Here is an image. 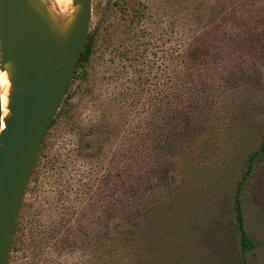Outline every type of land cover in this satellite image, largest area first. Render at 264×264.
I'll return each mask as SVG.
<instances>
[{
    "label": "rangeland",
    "instance_id": "obj_1",
    "mask_svg": "<svg viewBox=\"0 0 264 264\" xmlns=\"http://www.w3.org/2000/svg\"><path fill=\"white\" fill-rule=\"evenodd\" d=\"M142 1L155 34L151 57L157 82L135 96L141 103L132 109L129 92L135 88L123 71L131 74L133 67L127 63L122 69L118 60L101 58L99 37L90 66L78 71L43 140L7 264H128L125 255L115 256L121 250L111 239L124 233L130 209L152 186L143 207L155 203L158 178L166 173L171 264H237L234 231L227 234L230 248L226 245L223 254L209 247L206 234L222 217L229 220V196L247 152L258 150L264 136V0ZM114 3L93 0L90 31L98 24L100 36L107 14L120 24ZM171 20L186 44H202L205 52L188 61V79L195 83L189 92L204 103L187 107V117L196 116L197 124L180 140L178 155L171 154L168 174L167 168L156 169L169 157L155 144L152 122L171 111ZM123 38L124 30H116L111 49ZM122 87L130 88L124 106L116 98ZM1 117L0 102V127ZM54 158L57 171H48ZM241 200L254 245L247 264H264V153L242 187Z\"/></svg>",
    "mask_w": 264,
    "mask_h": 264
},
{
    "label": "trees",
    "instance_id": "obj_2",
    "mask_svg": "<svg viewBox=\"0 0 264 264\" xmlns=\"http://www.w3.org/2000/svg\"><path fill=\"white\" fill-rule=\"evenodd\" d=\"M114 5L120 13V24L118 20V22L114 19L111 20L110 15L107 14L106 19H103L102 22V33L100 36L98 24L89 32L73 82L78 78L79 70L84 72L90 66L94 55L97 53L96 46L100 37L102 38L99 46L101 58L108 55L109 58L118 60L122 63V69L123 67L125 68L127 63L133 67L131 74H125L123 71V75L130 77L129 80L130 82L132 81V84L129 87L133 85L135 88L133 92L129 93L134 95L131 105H134L132 109H136V105L141 102L140 98L137 99L135 96L139 95L141 97L142 92L144 90L148 91L158 80L157 74L154 73L155 63L151 57L155 34L151 26L148 25L149 22L147 20L151 13L142 0H115ZM175 26L176 23L171 20V93L169 100L171 111L162 116L163 120H160L158 124L155 121L152 122L154 124L152 131L157 133V143L155 144L158 145L160 154L166 151L169 157L167 164L156 165V169L165 168L164 170H166L167 168L168 174H171V154L172 158L178 155L180 140L186 137L184 134L188 133V129L194 132L192 127H196L197 124L196 116L187 117V107L204 103V100L193 98L189 92L190 86H194L195 83L190 82L188 79L192 76L188 61L192 60V58L194 61L196 55L202 56L205 52V47L202 44L190 47V44H186L185 38L181 33L179 36L177 35ZM120 28L124 30L125 38H123L124 40L121 41L119 47L111 49L115 31ZM190 50H192V53L189 52ZM118 75L121 79L122 73L119 72ZM123 88L118 89L116 98H119L118 102H124L122 104L124 106L128 95L126 92L130 88ZM131 105L128 108H131ZM56 117L57 114L49 129L55 125ZM263 153L264 136L261 139L258 150L247 152L243 170L239 173L229 196V220L223 221L222 217V221L218 224L219 226H212L207 230L208 233L206 234L209 247H214L216 253L221 252L223 254L226 251V245L230 248L227 234L229 237L230 233L234 231L238 240V250L235 256L237 264H247L245 256L254 248L245 228L241 190L252 173L254 165L261 159ZM57 164L58 161L54 158L46 164V167L48 171L56 172ZM156 169H153L152 173H155ZM166 174H162L161 178H158L160 186L156 189L158 197L155 203L149 207H143L146 197L149 195L148 193L154 188L152 186L141 195L136 206L130 209L132 213L128 214L129 217L123 224L125 227L124 233L120 237L111 239L112 244L118 246V249L121 250L115 256L123 258L125 255L128 264H171V184ZM135 215L138 216L136 217ZM16 226H18V222ZM16 231L18 232L17 227H15L9 250H13L16 247L14 238ZM84 237L88 238L87 235ZM115 251H117V248H114L112 253H115ZM227 251L229 250L227 249ZM209 255L213 254L209 253Z\"/></svg>",
    "mask_w": 264,
    "mask_h": 264
},
{
    "label": "water",
    "instance_id": "obj_3",
    "mask_svg": "<svg viewBox=\"0 0 264 264\" xmlns=\"http://www.w3.org/2000/svg\"><path fill=\"white\" fill-rule=\"evenodd\" d=\"M72 8L60 19L48 0H0V72L9 82L0 127V264H7L40 148L90 32L92 0H72Z\"/></svg>",
    "mask_w": 264,
    "mask_h": 264
},
{
    "label": "bare ground",
    "instance_id": "obj_4",
    "mask_svg": "<svg viewBox=\"0 0 264 264\" xmlns=\"http://www.w3.org/2000/svg\"><path fill=\"white\" fill-rule=\"evenodd\" d=\"M51 11L60 19L67 18L73 11L72 0H48ZM0 102L2 115H7V92L9 90V82L6 73L0 72Z\"/></svg>",
    "mask_w": 264,
    "mask_h": 264
},
{
    "label": "flooded vegetation",
    "instance_id": "obj_5",
    "mask_svg": "<svg viewBox=\"0 0 264 264\" xmlns=\"http://www.w3.org/2000/svg\"><path fill=\"white\" fill-rule=\"evenodd\" d=\"M92 11H93V0H92ZM90 26H91V23H90Z\"/></svg>",
    "mask_w": 264,
    "mask_h": 264
}]
</instances>
